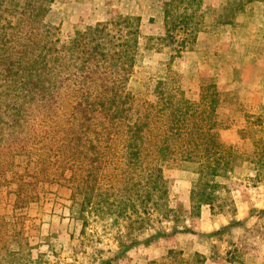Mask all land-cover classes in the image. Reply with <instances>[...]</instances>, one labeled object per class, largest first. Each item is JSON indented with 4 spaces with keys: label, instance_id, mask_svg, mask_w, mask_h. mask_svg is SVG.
Segmentation results:
<instances>
[{
    "label": "rangeland",
    "instance_id": "obj_1",
    "mask_svg": "<svg viewBox=\"0 0 264 264\" xmlns=\"http://www.w3.org/2000/svg\"><path fill=\"white\" fill-rule=\"evenodd\" d=\"M164 1L49 0L41 20L63 44L129 18L120 25L136 40L127 89L153 99L147 87L169 75L165 91L178 86L173 93L198 109L211 105L208 124L229 153L202 176L169 162L162 201L143 206L114 184L109 153L90 159L92 176L79 187L73 178L84 169L47 156L40 126L13 149L0 140V264H164L169 250L181 264H264V0H200V30L181 51L162 40Z\"/></svg>",
    "mask_w": 264,
    "mask_h": 264
},
{
    "label": "trees",
    "instance_id": "obj_2",
    "mask_svg": "<svg viewBox=\"0 0 264 264\" xmlns=\"http://www.w3.org/2000/svg\"><path fill=\"white\" fill-rule=\"evenodd\" d=\"M48 1L0 0V140L5 147L33 141L30 135L40 126L47 156L72 164L64 170L84 169V177L73 178L79 187H87L92 176L90 159L109 153L114 184L125 185L143 206L152 197L156 205L162 201V168L169 162L191 163L202 176L216 154L229 153L208 124L211 105L198 109L182 93H173L178 86L165 91L169 75L147 87L153 99L127 89L136 40L120 25L127 28L129 18L97 23L60 44L41 20ZM199 7L200 0L164 1L162 40L184 49L200 30L194 20ZM179 33L184 37L176 41ZM122 200L120 193L114 202ZM80 207L84 213L90 205ZM92 213L89 209L83 218ZM176 252L169 250L164 264H181Z\"/></svg>",
    "mask_w": 264,
    "mask_h": 264
}]
</instances>
